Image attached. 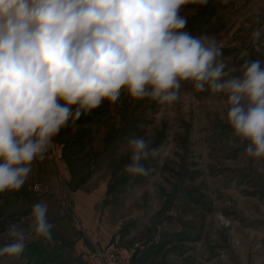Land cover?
Listing matches in <instances>:
<instances>
[{"label":"rangeland","instance_id":"obj_1","mask_svg":"<svg viewBox=\"0 0 264 264\" xmlns=\"http://www.w3.org/2000/svg\"><path fill=\"white\" fill-rule=\"evenodd\" d=\"M181 14L188 21L185 31L215 36L224 62L237 69L233 75H242L240 66L255 43L252 32H264V0L188 3ZM227 99L224 93L198 92L191 82L182 83L180 100L172 105L122 94L115 105L105 102L56 136L64 145L65 177L45 161L59 180L104 186L100 221L114 230L109 244L135 250L133 264H264V158L248 156V142L234 135ZM85 134L90 145L74 153L69 145ZM139 136L159 152L145 162L147 175L132 177L124 171L130 154L120 150ZM42 161L33 162L19 191L0 194V215H23L17 225L30 236L31 210L42 203L35 189L44 181L35 170ZM46 204L52 239H32L19 258L3 256L0 264L82 260L63 239L64 232L82 235L76 221L59 218L63 206L51 198ZM8 243L0 235V247Z\"/></svg>","mask_w":264,"mask_h":264},{"label":"clouds","instance_id":"obj_2","mask_svg":"<svg viewBox=\"0 0 264 264\" xmlns=\"http://www.w3.org/2000/svg\"><path fill=\"white\" fill-rule=\"evenodd\" d=\"M188 3L209 0H0V194L19 191L62 129L126 94L159 105L180 100L183 82L227 95L226 120L264 158V67L245 61L240 76L224 62L215 36L185 31ZM264 34L254 30V41ZM121 153L124 171L147 175L157 156L139 136ZM34 236L13 224L0 257L19 258L32 239H52L48 206L31 212Z\"/></svg>","mask_w":264,"mask_h":264},{"label":"crops","instance_id":"obj_3","mask_svg":"<svg viewBox=\"0 0 264 264\" xmlns=\"http://www.w3.org/2000/svg\"><path fill=\"white\" fill-rule=\"evenodd\" d=\"M45 160L41 164H35L36 172L44 177L38 194L39 199L46 204L47 199L51 198L54 204L62 205L63 209L59 212V218L68 221L74 218L76 222H71L76 225V228L78 227V230L81 229L82 235L64 232L63 236L64 243L70 245L71 251H74L73 257L78 258L82 255V260L79 261L78 258L73 264H100L99 260H91L88 253L96 248L107 246L113 237L116 239L114 230L110 232L108 223L100 221V214L97 211L98 205L104 199V186L89 189V182L81 185L80 182L62 178L59 180L57 176L54 177L53 170L51 172V164ZM48 178L50 182H48ZM104 228L107 230L104 231ZM84 261L86 262L84 263Z\"/></svg>","mask_w":264,"mask_h":264},{"label":"built area","instance_id":"obj_4","mask_svg":"<svg viewBox=\"0 0 264 264\" xmlns=\"http://www.w3.org/2000/svg\"><path fill=\"white\" fill-rule=\"evenodd\" d=\"M46 160L54 163L61 171L62 176L67 175L65 169V153L64 145L59 143L54 138L53 144L45 154ZM40 161V160H37ZM36 191H40L41 186H36ZM135 250L126 246H121L118 243H111L105 247L96 248L94 251L88 253L91 260H99L100 264H133Z\"/></svg>","mask_w":264,"mask_h":264},{"label":"trees","instance_id":"obj_5","mask_svg":"<svg viewBox=\"0 0 264 264\" xmlns=\"http://www.w3.org/2000/svg\"><path fill=\"white\" fill-rule=\"evenodd\" d=\"M259 60L264 67V34L261 35L260 39L255 41L252 45L249 53L248 62H255ZM91 136L89 134L82 135L77 140L69 145L70 150H73L74 153L80 154L84 153L87 147L90 145ZM86 181V180H85ZM86 183V182H84ZM32 212V210H31ZM23 215L15 216L11 215L10 217L0 215V235L6 233V230L13 224H18L21 221Z\"/></svg>","mask_w":264,"mask_h":264}]
</instances>
